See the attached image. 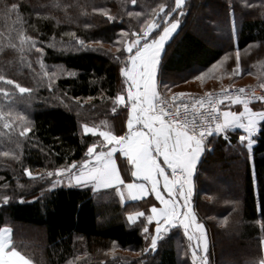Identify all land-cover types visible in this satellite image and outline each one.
Listing matches in <instances>:
<instances>
[{
  "label": "trees",
  "instance_id": "obj_1",
  "mask_svg": "<svg viewBox=\"0 0 264 264\" xmlns=\"http://www.w3.org/2000/svg\"><path fill=\"white\" fill-rule=\"evenodd\" d=\"M207 2L223 15V23L209 19L213 31L203 21L206 14L197 17L204 33L190 23L199 0H185L182 16L173 12L181 23L162 58L165 94L194 80L221 85L254 77L264 84V0ZM161 4L165 11L175 9V0H0V76L5 77L0 88L7 93H0V229L14 227L12 246L34 264H188L179 231L172 229L152 251L144 224L128 221V214L145 210L144 201L124 202L113 187L51 188L55 175L40 180L25 173L38 177L82 163L87 148L102 140L98 133H86L85 124L115 135L126 132L129 102L122 106L116 97L125 90L121 69L128 53L117 40L123 32L131 39L145 20H160ZM237 51L240 69L234 74ZM7 80L32 91L20 93ZM233 105L238 106L225 103L222 110ZM259 123L250 149L247 141L241 143L239 129L210 137L215 148L203 159L196 195L197 211L211 230L210 264L264 260V121ZM229 158L238 162L234 174L242 184L207 187V165L219 161L229 169ZM32 227L41 228L43 236L32 237ZM226 250L240 257L229 258Z\"/></svg>",
  "mask_w": 264,
  "mask_h": 264
},
{
  "label": "snow or ice",
  "instance_id": "obj_2",
  "mask_svg": "<svg viewBox=\"0 0 264 264\" xmlns=\"http://www.w3.org/2000/svg\"><path fill=\"white\" fill-rule=\"evenodd\" d=\"M136 2L137 0H131L132 4ZM184 5L185 0H175V9L165 11V5L161 4L159 8L163 16L160 20H145L142 31L132 33L131 39H129V33L123 32L117 40L128 53L126 65L121 69L122 75L128 82L125 95L129 102L127 106L131 109L127 118V131L122 135H115L112 131H98L97 128L85 124L86 133L93 135L98 133L102 140L98 142L99 149L97 143L87 148L86 158L79 168L73 162L57 168L55 173L49 171L38 177L28 169H25V173L32 179L40 180L45 179V176L55 175L56 179L50 182L52 188L63 184L65 176L70 186L83 187L90 184L96 189H108L115 186L122 200L126 195L132 200H139L154 194L155 200L163 207L152 204L150 215L145 217L142 211L133 212L128 215V221L135 223L141 217H145L148 223L155 222L154 234L150 236L152 251L157 249L158 242L163 240L171 229L182 228L188 240L195 241L191 250L194 264L198 252L200 253L199 264H208L207 233L205 226L197 221L192 206L194 176L198 172V165L203 163L202 157L214 151L210 147L213 140L209 139L210 137L215 139L214 134H225L229 128H243L247 135L241 136L240 140L241 143L247 141V147L250 149L256 143L253 134L261 130L259 122L264 121V110L253 111L249 108L247 97L233 96L222 90L220 96L223 100H228L231 104L243 105V111L224 110L221 113L218 105L222 103V100L214 98L211 93L206 94V97L196 100L193 107L196 108L197 105L199 109L210 107L216 113H221L223 119L216 122L214 126H209L207 123L197 125L188 119L181 120L179 107L175 112L166 111L165 98L158 91L161 81L166 77L162 58L167 55L166 43L173 34H178L177 29L181 23L180 19L173 16V12L179 10V15L182 16ZM16 7L15 4L12 5L13 10ZM93 10H99L108 20L116 19L106 9L94 8ZM128 15L139 16L140 14L129 12ZM161 20L164 21L163 26ZM22 39L25 38L22 37ZM26 39L31 40L30 37ZM79 44L84 46V41L80 40ZM239 59V51H237L234 74L239 72ZM4 80L5 77L0 76V81ZM6 83L14 85L20 93L32 91L15 80H7ZM48 86H52L51 78H49ZM163 87L169 89L170 86L164 84ZM243 91V89L239 90L241 94ZM0 93L7 94L4 88H0ZM125 95L116 97L117 102L122 106L126 105ZM186 95L178 93L172 99ZM253 98L264 100V96L255 97V94ZM182 107L187 110L188 104H182ZM7 126L5 124V127ZM24 131L27 132L29 129L25 128ZM118 151L128 158L133 166L131 177L144 181L127 183L126 193L123 191L125 180L115 160V154ZM4 155L7 156L9 153L5 152ZM4 198L7 200V196ZM261 227L264 228V225ZM143 231L148 233L149 228L144 227ZM11 245V230L0 229V264H32L15 247H10ZM259 264H264V260H261Z\"/></svg>",
  "mask_w": 264,
  "mask_h": 264
},
{
  "label": "rangeland",
  "instance_id": "obj_3",
  "mask_svg": "<svg viewBox=\"0 0 264 264\" xmlns=\"http://www.w3.org/2000/svg\"><path fill=\"white\" fill-rule=\"evenodd\" d=\"M199 2L201 4V7H199L200 5L197 6L196 10L194 11V13L192 15V18L193 19H196V20L194 21L193 19L192 20L190 19L191 20L190 23L193 22V26L195 27V29H199L200 32H203L204 33L203 27H205V26H202V24L205 22L208 25L209 29H211L213 31V25L210 22H208L209 19H213L214 17H217L223 23V15H222V13H221L220 10H218L217 8H214V6L212 7L211 3L208 4L207 0H199ZM201 13L207 15V19H203L204 22H202L200 20V18H197L198 15L201 14ZM161 22H162V20H161ZM177 31H178V29H177ZM174 35L175 34H173V36ZM218 38L220 40H223V38L220 37V36H218ZM171 39L169 41H171ZM221 44H223V43H220V45ZM165 47H166V45H165ZM122 77H123V85H125V90H123L122 91L123 93L121 92V94H119V95H125V93H126V91L128 89V82L126 81V79L124 78L123 75H122ZM201 77H203V76H201ZM227 77H225V79ZM158 79H159V77H158ZM216 83H213L212 81H210L208 83L205 82L204 84H202V83H199V82L196 83V81L194 80V81L184 82L181 86H179L177 88H174L172 90H169V91H171V92H173V91H180V92H185V91H198V92H204V91H210V90H213V89L223 88V87H227V86H233V84L234 85L235 84L236 85H251L253 87H263L264 88V84H262V83L258 84L255 81L254 77L251 78V79H245L244 78V79L236 80V81L231 82V83L225 81V83H223L221 85L220 84H216ZM159 90H161L160 87H159ZM171 92H169V93H171ZM166 94H168V93H166ZM125 101L128 102V98H127L126 95H125ZM234 106L235 105L230 106L228 109L229 110L230 109H233V111H243V105L235 106V108H234ZM249 108H251L253 111H261V110H264V102H263V104L260 103L257 106H254L253 103L251 102V103H249ZM129 113H130V111H129ZM229 129H232V130H238L239 129V130H242L241 136H246L247 135L246 130L243 129V128L234 127V128H229ZM214 145H215V143L213 142L210 145V147L214 149L215 148ZM212 152L213 151L207 153L206 156H208ZM205 157H202V161H203V159ZM228 160H229L228 162L230 163V168L229 169L223 168L222 163L219 162V161H212L210 164L207 165V167L210 169L209 173L205 174V182L207 183V185H206L207 187H211L212 188V187H215L216 185L218 187H222V186H224L225 183H230L232 186H238L239 187L240 184H242L241 183L242 181L240 182V177L239 176H236L234 174L235 169L237 167H239L238 162L235 161L234 159H231V158H229ZM81 164L82 163L77 164L78 168H79V166H81ZM78 168H77V170H78ZM200 169H201V165H198V172L194 176V190H193V194H192V206H193L194 212L196 213L197 221L205 226V230H206L207 237H208V252H207V258H208V264H210L209 250H210V245H211V242H210L211 230L208 227V225L206 224L205 219L203 217H201V215L198 213L197 208H196V195H197L198 190H199V188H198V174L200 172ZM63 179H64V183L63 184H58L56 187H58V186H70L67 183V177L65 176ZM71 186H73V185H71ZM90 186L92 187L93 191L100 190V189L94 188L92 185H90ZM101 189H103V188H101ZM117 192H119V191L117 190ZM144 208L147 210V213H145V217H146L147 215H150L151 213L148 212V208H147V206L145 204H144ZM145 217H141L135 223H132V222H130V223H132V224H138L139 222H141V223L144 224V227H148L149 228V232L148 233H145L144 231L143 232L145 233V235L147 236V238L149 239V242H150V236L154 234L155 222L148 223L146 221ZM3 228H9L11 230V238H12V231H13L14 227H12L11 225H7V226H5ZM178 228H179V230L177 228H173V229L177 230L176 232H178V231L180 232V234H181L180 237H182L185 240V242H186V248H187V250L184 252L183 245H181L182 247H180V248H181L182 258H183L184 261H186L185 260V258H186L187 261H188V264H194V262L192 260V256H191V250H192V244H194L195 241L194 240L193 241H189L188 238H187V236L184 234L183 229L180 228V227H178ZM29 230H30L29 233L31 234L32 237H37V236H41L42 237L43 234H44L41 228H33L32 227V228H29ZM170 231H169V233H170ZM223 245L225 247H227L229 245V243L226 242V241H224V244ZM10 247H14V246L11 245ZM16 250L19 251L17 248H16ZM19 252H21V251H19ZM21 254L24 255L22 252H21ZM237 254H238V251H237V253L236 252H233L231 250H226L224 252V255L225 256H228L229 258H238V257H240L239 254L238 255ZM199 256H200V253L198 252V254H197V260H196L195 264H199ZM26 258L29 259L28 257H26ZM32 264H34V263L32 262Z\"/></svg>",
  "mask_w": 264,
  "mask_h": 264
},
{
  "label": "built area",
  "instance_id": "obj_4",
  "mask_svg": "<svg viewBox=\"0 0 264 264\" xmlns=\"http://www.w3.org/2000/svg\"><path fill=\"white\" fill-rule=\"evenodd\" d=\"M240 89H243V93L241 94L239 92ZM222 90L227 91L230 95H242L243 97H247L249 100V103L257 101L259 99L253 98V94H255V97L264 96V88L263 87H253L251 85H233V86H227L223 88L213 89L210 91H204V92H198V91H173L171 93L165 94L161 90L158 91L161 93V96L165 98V108L166 111L169 112H175L177 111V107H179L180 112V119H188L190 121H193L197 125H204L207 123L209 126H214L216 122H219V120H222V107L225 103H228V100H223V98L220 96V93ZM178 93H185L187 94L184 97H180L178 99L173 100V96ZM211 93L214 98L222 100V103H220L218 106L221 109V113H216L213 108L205 107L203 109H199L198 105L196 108L193 107V105L196 104V100L206 97V94ZM182 104H188V109L185 110L182 107ZM198 109V110H197ZM210 139V138H209Z\"/></svg>",
  "mask_w": 264,
  "mask_h": 264
},
{
  "label": "crops",
  "instance_id": "obj_5",
  "mask_svg": "<svg viewBox=\"0 0 264 264\" xmlns=\"http://www.w3.org/2000/svg\"><path fill=\"white\" fill-rule=\"evenodd\" d=\"M131 111V109H130ZM127 131V129H126ZM115 160H116V165L118 167V169L121 170V175L125 180V187L123 188V191L126 193L127 189H126V184L129 182H144L142 180H140L139 178H133L131 177V169H132V165L130 163V161H128V158L124 157L123 154L121 152H117L115 154ZM113 188L117 189L115 186H113ZM124 202H128V201H144L145 205L148 208V212H150L151 206L152 204H155L157 207H163V205L159 204L158 201L155 200L154 198V194H150L148 197H145L143 199H139V200H132L130 197H128L127 195L125 196V198L123 199ZM142 211L144 213H147V210H139Z\"/></svg>",
  "mask_w": 264,
  "mask_h": 264
}]
</instances>
